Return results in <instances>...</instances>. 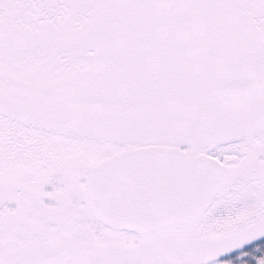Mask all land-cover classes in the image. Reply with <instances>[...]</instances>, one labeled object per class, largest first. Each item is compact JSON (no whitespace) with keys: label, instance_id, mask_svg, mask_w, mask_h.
<instances>
[{"label":"snow or ice","instance_id":"snow-or-ice-1","mask_svg":"<svg viewBox=\"0 0 264 264\" xmlns=\"http://www.w3.org/2000/svg\"><path fill=\"white\" fill-rule=\"evenodd\" d=\"M0 264H264V0H0Z\"/></svg>","mask_w":264,"mask_h":264}]
</instances>
